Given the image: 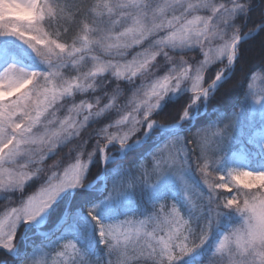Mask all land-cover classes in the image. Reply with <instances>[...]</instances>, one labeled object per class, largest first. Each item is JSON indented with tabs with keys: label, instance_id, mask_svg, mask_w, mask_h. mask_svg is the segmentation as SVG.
<instances>
[{
	"label": "snow or ice",
	"instance_id": "obj_1",
	"mask_svg": "<svg viewBox=\"0 0 264 264\" xmlns=\"http://www.w3.org/2000/svg\"><path fill=\"white\" fill-rule=\"evenodd\" d=\"M2 38L44 68L0 70V264H179L213 233L207 264H264V171L225 167L264 155V97L215 103L264 72V0H0Z\"/></svg>",
	"mask_w": 264,
	"mask_h": 264
},
{
	"label": "rangeland",
	"instance_id": "obj_2",
	"mask_svg": "<svg viewBox=\"0 0 264 264\" xmlns=\"http://www.w3.org/2000/svg\"><path fill=\"white\" fill-rule=\"evenodd\" d=\"M0 50H3V55H0V70H3L4 67H6L8 64L11 63H15L18 67H23L27 71H42L44 68V66L39 62V60L34 56V54H32L30 50L26 48L25 45H23L20 41L16 40L15 38L0 39ZM129 51L133 55L135 54V52L132 49H130ZM189 58H191V56ZM128 59H131V56H128ZM190 86H191V82L189 81L188 87ZM250 93H254L256 98L264 97V85L261 84V81L258 78L253 79L252 84L250 86ZM14 98L15 97H12L11 99ZM64 114H66V112L58 113L60 118H63ZM112 131H116V129H112ZM238 148L239 146L235 148L233 151H237ZM260 156L262 157L263 161L251 167V165H249L250 162L252 161L251 157L247 153L237 152L225 161V167L243 169L248 171H257V170L264 171V155L260 154ZM59 161L60 159L56 160L55 162L63 166H66V164L70 162L68 157L64 159V161H62L61 163ZM215 179L217 180V182H219L218 175L215 177ZM188 182L196 190L193 193V199H195L196 192H199L201 189H203L204 191L207 190L199 173H194ZM175 198L177 201H179L180 199L178 195ZM2 199L3 198H0V203ZM101 218L104 219L105 222H113L115 218H122V217H116L113 214H108V215L101 214ZM231 218L233 219L232 220L233 223L238 220V218L235 217L234 215ZM199 236H200V232L197 229L191 238L192 242L199 243ZM89 251L93 252L94 249L91 246H89ZM37 259L47 262L50 260V257L44 254H40L38 255ZM113 259H115V257H113Z\"/></svg>",
	"mask_w": 264,
	"mask_h": 264
},
{
	"label": "trees",
	"instance_id": "obj_3",
	"mask_svg": "<svg viewBox=\"0 0 264 264\" xmlns=\"http://www.w3.org/2000/svg\"><path fill=\"white\" fill-rule=\"evenodd\" d=\"M257 16H258V11H254L253 12V19H256ZM245 31H247V30H245ZM260 39H261V37H257L254 40L249 42L248 47L253 52H258ZM258 64H259V59L257 58L255 61H253V66H258ZM213 75H214V73H213ZM240 78H241V74L239 72H237L236 75H235V79H240ZM254 78H258L261 81V84L264 85V72H260L259 70H257L255 72H253L252 74L248 75L247 77L243 78L242 90H238L237 94L234 95L232 97V99H230V100L224 99L222 97L224 89H221L220 92H218L216 94V101H215V103L218 104L220 110L221 111H225V112H227V111L230 112L234 108L238 107L241 99H243L244 92H250V86H251L252 81H253ZM230 86L231 85H227L226 87H230ZM79 118L82 119V116L79 117ZM238 146L239 145H234L233 146V150L235 148H237ZM67 153H68V149L66 148V149H64V152L60 156H57L55 158V161L60 159L59 162L61 163L62 161H64V159H66L68 157ZM247 154L252 159V161L249 164V165H251V167L254 166V165H257V164H259L260 162L263 161L262 157L260 156V154H257V153L256 154L255 153H251V154L247 153ZM53 162L54 161L52 159H49L47 161V164L51 165V164H53ZM38 188H39V184L34 185L33 187L28 189L27 194L28 195L33 194ZM16 195L19 196V193H17ZM4 205H5V201L2 199L1 203H0V214H2L5 211ZM230 219H231V221L233 220L232 218H230ZM216 239H217V234L213 233L211 238H210V240H209V243L205 247L201 248L193 256L184 258L183 260H181L179 262V264H196L197 261H200L201 264H207L208 256L210 255V252H211V246L215 242ZM0 252H3V251L1 250ZM213 259H218V257H213Z\"/></svg>",
	"mask_w": 264,
	"mask_h": 264
}]
</instances>
